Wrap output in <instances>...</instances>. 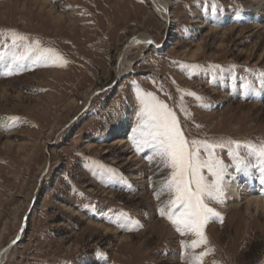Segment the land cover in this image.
I'll use <instances>...</instances> for the list:
<instances>
[{"label":"rangeland","instance_id":"rangeland-1","mask_svg":"<svg viewBox=\"0 0 264 264\" xmlns=\"http://www.w3.org/2000/svg\"><path fill=\"white\" fill-rule=\"evenodd\" d=\"M167 1L173 28L148 0H0L5 36L67 61L8 75L0 63V249L15 242L4 264H192L209 249L202 264H264V212L226 196L211 205L222 221L206 225L208 245L191 248L196 237L159 214L169 170L130 139L152 93L188 138L239 141L245 156L244 144L264 143V0ZM141 33L160 49H133L119 75L121 49ZM229 150L217 153L237 176Z\"/></svg>","mask_w":264,"mask_h":264},{"label":"snow or ice","instance_id":"snow-or-ice-1","mask_svg":"<svg viewBox=\"0 0 264 264\" xmlns=\"http://www.w3.org/2000/svg\"><path fill=\"white\" fill-rule=\"evenodd\" d=\"M0 37L4 38L0 46L6 49L0 51V63L5 66L6 75L15 70H24L29 64L67 63L54 49L43 47L39 40L31 41L26 35L14 30H10L7 36L0 31ZM139 99L140 122L133 130L131 142L137 150L150 149L153 156L148 157L149 161L156 158L160 165L169 170L161 192H166L170 198L159 209V214L166 217L177 232L182 235L191 233L196 237L190 242L191 248L207 246L206 225L217 219L222 221L220 213L211 205L224 202L225 177L231 176L229 165L220 157L217 149H223L226 144L230 146L233 170L247 174L250 169H255L264 185V143L244 144L243 148L247 153L245 156L241 155L239 141L188 138L176 112L164 101L152 93H144ZM6 120L15 122L19 118L7 117ZM232 145L235 147L232 148ZM106 171L114 173L113 169ZM159 198L158 193L157 199ZM208 251L194 255L192 264H202V258Z\"/></svg>","mask_w":264,"mask_h":264},{"label":"bare ground","instance_id":"bare-ground-1","mask_svg":"<svg viewBox=\"0 0 264 264\" xmlns=\"http://www.w3.org/2000/svg\"><path fill=\"white\" fill-rule=\"evenodd\" d=\"M148 1L151 3V7L156 11V14L165 23L166 28H170L175 22L169 16L171 7L170 2H168L167 0ZM154 40L155 38H153L148 33H141L134 36L133 38L128 39L118 56L119 59L118 64L116 66L117 73L120 75L132 68V64H127L126 60L128 58L129 53L133 49L149 48L151 45H154ZM154 43V47L156 49H160V44L157 45V41H155ZM125 126L126 122L123 123V120L115 124L114 128L112 129L114 143L124 142L122 135L124 134V129L126 128ZM253 172H255V170H250L247 174L239 173L237 176L231 175L230 179H226L224 191L225 196L230 199L229 203L236 205L237 208L243 204H246V208L249 213H252L253 209H255L257 213H260L264 212V197H261L260 195H255V191L257 189L255 185L257 177H255ZM10 249V245L0 249V264H4L5 261L8 259Z\"/></svg>","mask_w":264,"mask_h":264},{"label":"water","instance_id":"water-1","mask_svg":"<svg viewBox=\"0 0 264 264\" xmlns=\"http://www.w3.org/2000/svg\"><path fill=\"white\" fill-rule=\"evenodd\" d=\"M15 244V242H13L11 245H10V248Z\"/></svg>","mask_w":264,"mask_h":264}]
</instances>
